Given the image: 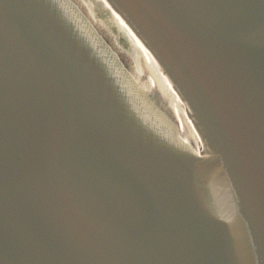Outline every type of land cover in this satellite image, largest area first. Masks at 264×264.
Instances as JSON below:
<instances>
[{
    "label": "water",
    "instance_id": "1",
    "mask_svg": "<svg viewBox=\"0 0 264 264\" xmlns=\"http://www.w3.org/2000/svg\"><path fill=\"white\" fill-rule=\"evenodd\" d=\"M109 1L203 153L72 0H0V264H264V0Z\"/></svg>",
    "mask_w": 264,
    "mask_h": 264
},
{
    "label": "bare ground",
    "instance_id": "2",
    "mask_svg": "<svg viewBox=\"0 0 264 264\" xmlns=\"http://www.w3.org/2000/svg\"><path fill=\"white\" fill-rule=\"evenodd\" d=\"M81 2L86 5L90 15L94 19L96 18V20H99L101 23L106 24L110 27L109 29L116 34L122 45H124L134 56L140 70L143 69L144 73H146V68L144 65L145 61H149L155 67L157 72L165 80V83L167 84L171 92H173V94L179 100L178 112L181 119L180 125L185 135L186 133L191 132L192 136L194 135L197 139L198 148L201 147L202 141L200 138V134L197 131L188 112L184 108L185 106L183 99L180 97L178 91L170 81L168 75L162 69L157 57L153 54L146 43L140 38L131 23L127 21V19L117 8H115L111 4L109 0H81ZM144 73L142 74V76H144ZM152 79L155 80L154 76H152ZM186 137L188 141L191 142V140L189 139L191 136L187 134Z\"/></svg>",
    "mask_w": 264,
    "mask_h": 264
},
{
    "label": "rangeland",
    "instance_id": "3",
    "mask_svg": "<svg viewBox=\"0 0 264 264\" xmlns=\"http://www.w3.org/2000/svg\"><path fill=\"white\" fill-rule=\"evenodd\" d=\"M72 2L79 8L80 11L82 10L86 13L93 26L97 28L96 30H98L99 34L105 39L107 44L109 46H113L114 51L119 55L126 69L135 76L140 85L165 109L170 117L172 116L173 119L181 122L178 112L179 100L173 92H171L165 83V80L157 72L155 67L149 61H145L144 65L146 73H144L143 69L140 70L134 56L124 45H122L116 34L109 29L110 27L101 23L99 20H96V18L94 19L90 15L86 5L83 4L81 0H72ZM143 73L144 76H142ZM152 76H154L155 80L152 79ZM187 134L191 136L189 138L191 142L197 145V139L195 136H192L191 132L186 133V135Z\"/></svg>",
    "mask_w": 264,
    "mask_h": 264
}]
</instances>
